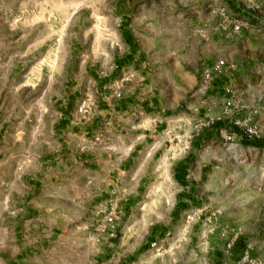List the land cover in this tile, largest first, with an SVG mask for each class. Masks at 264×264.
<instances>
[{
    "label": "rangeland",
    "instance_id": "374dc122",
    "mask_svg": "<svg viewBox=\"0 0 264 264\" xmlns=\"http://www.w3.org/2000/svg\"><path fill=\"white\" fill-rule=\"evenodd\" d=\"M124 29L148 82L182 97L225 60L213 81L233 89V104H211L232 95L210 89L204 105L186 107L112 253L90 237L96 212L73 204L46 264H264V0H0V210L33 195L29 173L57 151L56 96L88 87L91 70L97 81L110 74L129 49ZM191 152L194 203L182 210L174 168Z\"/></svg>",
    "mask_w": 264,
    "mask_h": 264
},
{
    "label": "crops",
    "instance_id": "0c3cea01",
    "mask_svg": "<svg viewBox=\"0 0 264 264\" xmlns=\"http://www.w3.org/2000/svg\"><path fill=\"white\" fill-rule=\"evenodd\" d=\"M123 32L129 49L116 59L110 74L97 81L91 70L88 87L79 82L66 85L56 96V155L45 170L29 173V199L10 200L0 210V264H46L49 250L60 243L64 224L72 222L73 204L93 215L100 204H118L120 218L114 229L100 233L93 223L90 233L98 243L97 253H112L126 219L143 199L146 170H153V161L173 139L177 121H185L187 108L201 104L194 94L182 97L178 90L166 92L160 83L148 82L146 61ZM223 83L216 78L211 91L224 93ZM220 100L211 104L225 99ZM177 108H183L179 120ZM192 157L191 152L174 168L182 210L194 203L187 166ZM61 199L68 204L62 206ZM217 264H223L222 258Z\"/></svg>",
    "mask_w": 264,
    "mask_h": 264
},
{
    "label": "built area",
    "instance_id": "2783aa9c",
    "mask_svg": "<svg viewBox=\"0 0 264 264\" xmlns=\"http://www.w3.org/2000/svg\"><path fill=\"white\" fill-rule=\"evenodd\" d=\"M225 66L226 61L220 60L213 66L204 69L200 83L194 93V97L201 103V105H204L207 101L206 99L210 98L208 92L212 88L211 82L217 75L223 74V69L225 68ZM223 89L225 90L226 94L232 95L229 100H224L226 107H230L233 104L235 93L233 89L228 86V84H225V87ZM117 96L120 97L121 93L117 92ZM236 125H240V123H236ZM248 132H252V129H248ZM228 139L231 140L232 137L228 136ZM119 218L120 209L118 207V204L115 201H112L109 205L100 204L98 206L95 213L94 224L98 232L109 233L114 229Z\"/></svg>",
    "mask_w": 264,
    "mask_h": 264
},
{
    "label": "bare ground",
    "instance_id": "6f19581e",
    "mask_svg": "<svg viewBox=\"0 0 264 264\" xmlns=\"http://www.w3.org/2000/svg\"><path fill=\"white\" fill-rule=\"evenodd\" d=\"M165 157H167V156H165ZM164 162H166V160H164ZM166 165H168V164H166ZM164 174L167 176L169 175V169L168 168H166V170L164 169Z\"/></svg>",
    "mask_w": 264,
    "mask_h": 264
}]
</instances>
